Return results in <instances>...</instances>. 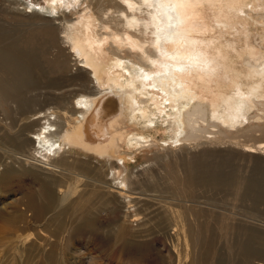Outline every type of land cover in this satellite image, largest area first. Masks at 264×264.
<instances>
[{
  "label": "bare ground",
  "instance_id": "1",
  "mask_svg": "<svg viewBox=\"0 0 264 264\" xmlns=\"http://www.w3.org/2000/svg\"><path fill=\"white\" fill-rule=\"evenodd\" d=\"M1 6L29 20L27 33L17 36L0 23V192H21L0 204V221L25 233L17 258L25 256L26 264H129L149 244L141 237L153 235L133 228L147 215L140 203L151 199L161 209L153 215L158 232L181 233L192 248L176 258L179 264H224L214 228L202 219H222L217 227L226 236L231 224L218 217L225 216L218 207L194 206V191L235 189L255 211L264 204V138L256 144L240 139L264 136V0H0ZM72 66V76L88 80L89 89L74 93L73 105L38 103L33 91L39 83L55 87L49 69L68 75ZM160 135L169 137L161 149L155 142ZM225 145L233 147L228 158L195 160L222 153ZM133 150L169 168L175 160V194L154 197L146 184L136 187L143 172L130 167L138 158ZM234 152L249 155L254 171L240 175ZM104 167L106 174L92 173ZM150 171L157 170L144 173ZM105 207L123 212L115 227L100 224L98 208ZM55 210L61 216L50 217L56 225L49 230ZM69 211L75 217L67 223ZM255 230L257 242L233 240L241 264H264V232ZM86 237L106 255L78 245L71 252L70 245ZM200 249L204 257L195 259ZM214 250L217 262L209 257Z\"/></svg>",
  "mask_w": 264,
  "mask_h": 264
},
{
  "label": "rangeland",
  "instance_id": "2",
  "mask_svg": "<svg viewBox=\"0 0 264 264\" xmlns=\"http://www.w3.org/2000/svg\"><path fill=\"white\" fill-rule=\"evenodd\" d=\"M92 2L96 3V0H92ZM109 3L110 2L108 1L105 4L109 5ZM109 6H112V5H109ZM9 8H8V6L7 7L1 6L0 16H4V19L2 18L0 20V23L3 24V26L7 27V29H9L10 30L9 32L13 36L14 35L17 36L20 33L26 34L28 27L25 23H28L29 20H27L26 18H18V19L16 18L15 19L14 17H12L11 13L8 12V10H10ZM16 9H19V7L13 6V8H11L12 11L17 12ZM102 10L103 11L106 10L105 6ZM115 14H117V13H115ZM8 16H10V17H8ZM40 51H42V50H40ZM44 65L48 67L47 63H44ZM75 68L76 67H74V69H73V66H72V70H74V72L70 71V73L68 75L67 74L58 75L57 71L50 68L48 71V80L50 79V77L52 79L55 78L56 80L54 79V82H53L55 87L52 88V87L48 86L49 87L48 88V87L41 86L42 82L39 83V85L36 87V90L33 91L34 93H36V95H38V98L40 99V101L38 103H40L41 105L46 104V108L60 107L62 102H64V104H66V105L68 103H69L68 105H73L75 102V100H74L75 97L73 96L74 93H76V92L79 93L81 91L88 90L89 89L88 86L90 85L88 80H86L84 77L77 78V77L72 76L76 72ZM42 88H44V89H42ZM47 93H51L54 96L47 95ZM41 95H43V96H41ZM71 95L73 96V98L69 99V97ZM37 107L39 108L40 105L38 104ZM52 117H54V115H52ZM257 134H259V135L255 136L257 138H254V136H252V137H246V136L244 137L243 136L240 139L243 142L245 141L249 144H252V143L256 144V140H257V142H261L264 140L263 139L264 136L260 135V133H257ZM259 137L261 138V140ZM164 138L169 139V137L168 136L166 137V135ZM164 138L162 140L161 135H160L155 140L157 145H159V149H161L163 147L162 146L163 144L165 145ZM258 138L260 141H258ZM249 139L250 140L252 139L253 141L252 140L250 141ZM254 139H255V141H254ZM200 146H202V145H200ZM200 146H198V147H200ZM198 147L196 149H194V151L197 149L199 150V149L204 148L203 146H202V148L201 147L198 148ZM232 148H233L232 146L225 145V147L222 148V153H221V151L220 152L214 151L208 157H204V156L199 155V156L195 157V160L199 161L202 158H204V159L209 158V160H213V161L222 160L224 158L229 157L227 152L230 151ZM133 151L137 153L136 157H138V158H136L137 159L136 163H132L130 167L131 168H137L138 167L137 168L138 170H136V171L137 172H139V171L143 172V174H140V177H139L141 179V182L136 183L135 184L136 187H144L146 184L147 188L150 190V191H147V194H149V195L154 194V197L155 196L156 197L163 196L164 198H166L169 195L175 194L176 191H174V189L176 187L177 178L173 175V172H172V168L174 166L175 160L173 159V161L170 165V168H169L168 164L164 160L161 161V165L156 164L155 162H152V161L146 162L145 155L147 154V152L145 150H142L141 152H139L138 150H133ZM177 152H180V151L178 150ZM196 152L198 154V151H196ZM151 153L152 152H150V154ZM181 153H184V152L182 151ZM234 154L235 155H233L232 161H234L235 163L233 162L234 164L232 163V166L237 167L236 168L237 172L239 174L241 172V174L243 173L245 175H246V173L248 174V172L250 173L253 170V168H250V167L254 166L255 163L253 160L251 161V158L249 157V155L247 156L244 154L245 155L244 156L241 153V155L243 156V158H242V156H237V155H240V153L238 154V152L237 153L234 152ZM69 157L73 160H78L79 163L84 164L86 166H89L91 168H92V166L98 167V165L96 163H93V162L89 163L86 159H84L81 156L70 155ZM187 158H189V157H187ZM234 158H236V159H234ZM134 160L135 159H133V161ZM141 165L145 166V168H142ZM153 167L157 171H155V172L150 171L148 173H146V172L144 173L145 169H149V168L153 169ZM106 168L107 167H104L103 172L98 171L96 169H93L92 173L100 174V175L106 174V172H104V170H106ZM20 169L21 168H18L17 171H20ZM237 172L232 174V177H236V175L238 174ZM38 174L43 178L45 176V175L40 174V173H38ZM17 176H21L24 180L29 178V175H25L21 172H18ZM195 189H196V191H194L195 192V198H194L195 202H193L194 206H197V207H199V206H206V207L209 206L210 207L211 206V208H215V209L219 208V211H222L223 214L225 213L224 214L225 216L222 217V215H219L218 217L223 218L224 222L227 223L226 225L231 224V227H226V229L229 231L228 236H226L224 234V230L221 228L218 229V227H217V225L222 222V219H217V218L214 219L210 216L204 217L202 219L203 222L208 225L207 229L214 228V234L216 236V242H215L216 245L215 246H217L215 248L218 251L220 249H221L220 251L223 250V252H224L223 260L225 261L224 264H236V263L241 264L243 257H242L241 251L238 250V247H235L233 240L236 241L237 239H240V240H242L241 243H245V244H248V243L252 244L254 242H257L256 238H257L258 234L256 233L255 226H257V229L260 232H264V204H260L258 210L255 211L254 209H252L253 206H252L251 200L238 199L236 197L237 192L235 189H229V188L228 189H220V188L218 189L216 187H209L206 185H205V187H198L197 186V187H195ZM162 191L165 194L161 193ZM14 193H16L17 195H15ZM17 196H19V197L21 196L20 191L19 192L11 191L8 193L0 192V204L4 206L5 201L10 202L13 198H15ZM197 198L200 199V200H198V202H197ZM93 200H94V198H93ZM156 202L157 201L150 199L148 201V203H146V200H144L140 203L142 206H140L139 208L141 210H143L142 212L147 214V215L138 224H134L133 228L136 230L141 228L145 234L153 233V235L147 236V237H141L142 239H145L149 242V244H147L149 248L147 247L146 244H145L146 246L143 245V247H141L142 250L140 249L138 251L139 252L142 251L143 256L141 255V253H140V255L144 258L138 257L139 258L138 259L136 256H134V257H132L134 261H132V259H131L129 264H179L178 261L176 260V258L178 256H181V258H182L184 253L189 254L190 251L192 250L191 246H189V244H187V241H184L181 233H178V232L174 233L173 231H171L170 228H166L165 230H160L158 232L159 228H156V220L154 219L153 215L156 212H161V209H159V206ZM215 202H217V204ZM218 205H220V206H218ZM122 208H124V207H122ZM126 208L127 207H125L124 209H126ZM105 209L106 210H101L98 208V210H99L98 218H99L100 224L101 225L103 224V227H106V228H107V224H111L112 226L115 227L119 223V221H117V220H119L121 218V216L123 215V212L122 213L118 212V207L115 210H112L110 207L109 208L105 207ZM200 212L201 211L199 209H195V214L200 215ZM162 213H165L164 209H163ZM70 214H71V211H69L68 214L65 215V217H64V218H66L67 223H70L71 220H74L75 215H70ZM55 215L61 216V213L55 210V212L52 211V215L48 216L46 226L49 228V230H53L55 228V225H56L55 221L54 220L51 221V219H50V217L54 218ZM191 218H193V217H191ZM239 222H242V224H238ZM75 223L76 222H73L72 226H74ZM195 227H196V224H194L192 229H195ZM235 227L236 228L242 227V228L246 229L247 232L242 234L241 236H237L235 234L236 231L235 232L233 231ZM24 234H25L24 232H19V230L17 228L10 227L7 224L5 225L4 223H1V221H0V264H2V263L3 264H26V262H28V260H27V258H25V256L21 257V258H17V256H18L17 253H18L20 247H24V245H23V243L25 242ZM87 240H89V239H87V237H86V238H82V240H79L77 242L75 241L74 242L75 244L72 243L70 245L71 252L73 251V248L78 245V247L81 246V247L90 249L89 252H91L93 255H99V254H101L103 256L106 255L105 253H107V251L104 253L103 248L100 246L99 243H95V240L92 241V239L90 240L92 242H88ZM88 243H91V244L88 246ZM153 245L158 246L159 249L161 248L162 249L161 252L158 251V254H157V251H155V248ZM145 248H148V250L147 249L144 250ZM204 252H205V249L198 250L195 253V259L203 258ZM170 256H171V259H169ZM145 257H147V258H145ZM209 257H210V260L213 258L214 262H217L219 260L218 253L215 250L210 252ZM116 258H118V255L115 256L114 260H117ZM24 259H26L27 261ZM188 264H193V263L188 262Z\"/></svg>",
  "mask_w": 264,
  "mask_h": 264
}]
</instances>
